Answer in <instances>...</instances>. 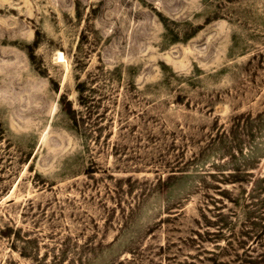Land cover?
Masks as SVG:
<instances>
[{
  "label": "rangeland",
  "instance_id": "rangeland-1",
  "mask_svg": "<svg viewBox=\"0 0 264 264\" xmlns=\"http://www.w3.org/2000/svg\"><path fill=\"white\" fill-rule=\"evenodd\" d=\"M0 264H264V0H0Z\"/></svg>",
  "mask_w": 264,
  "mask_h": 264
},
{
  "label": "trees",
  "instance_id": "trees-1",
  "mask_svg": "<svg viewBox=\"0 0 264 264\" xmlns=\"http://www.w3.org/2000/svg\"><path fill=\"white\" fill-rule=\"evenodd\" d=\"M35 43H36V40L33 42V44H35ZM33 44L32 45L28 44V46L31 48L33 46ZM77 85H79V86L82 85V82L81 81L78 82ZM77 91H78L80 97L83 99L84 96L82 94V90L80 88H78ZM61 107L63 110H65L69 114V117L72 119L76 129L82 132L80 126H78V124H77L78 119L76 118V111L72 108L70 100H68L66 98H62L61 99ZM246 255H247V253H246Z\"/></svg>",
  "mask_w": 264,
  "mask_h": 264
},
{
  "label": "bare ground",
  "instance_id": "bare-ground-1",
  "mask_svg": "<svg viewBox=\"0 0 264 264\" xmlns=\"http://www.w3.org/2000/svg\"><path fill=\"white\" fill-rule=\"evenodd\" d=\"M62 56H64L63 54H62V52L61 51H59V56L58 57H62Z\"/></svg>",
  "mask_w": 264,
  "mask_h": 264
}]
</instances>
